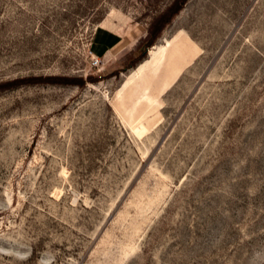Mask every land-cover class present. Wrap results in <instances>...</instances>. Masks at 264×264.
Segmentation results:
<instances>
[{"label": "rangeland", "instance_id": "obj_1", "mask_svg": "<svg viewBox=\"0 0 264 264\" xmlns=\"http://www.w3.org/2000/svg\"><path fill=\"white\" fill-rule=\"evenodd\" d=\"M173 1L0 0V264H264V0Z\"/></svg>", "mask_w": 264, "mask_h": 264}, {"label": "trees", "instance_id": "obj_2", "mask_svg": "<svg viewBox=\"0 0 264 264\" xmlns=\"http://www.w3.org/2000/svg\"><path fill=\"white\" fill-rule=\"evenodd\" d=\"M186 0H174L172 4L169 6V8L166 9V11L156 20L155 23H153L149 29V37L145 41V44L143 46V50L140 52L139 56L134 58L129 65H133L138 60H140L144 56V50L152 45L154 40L158 37L161 29L163 28L164 24L167 23L175 14L178 13V11L182 8ZM90 78V77H89ZM35 83V82H50V83H73V84H84L83 78H64V77H27V78H18L14 79L11 82L6 83L5 85L9 86L11 85H17L20 83Z\"/></svg>", "mask_w": 264, "mask_h": 264}, {"label": "built area", "instance_id": "obj_3", "mask_svg": "<svg viewBox=\"0 0 264 264\" xmlns=\"http://www.w3.org/2000/svg\"><path fill=\"white\" fill-rule=\"evenodd\" d=\"M99 62H100V60H99L98 57H95V56L92 57V64H93V65H98Z\"/></svg>", "mask_w": 264, "mask_h": 264}]
</instances>
